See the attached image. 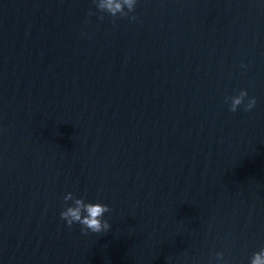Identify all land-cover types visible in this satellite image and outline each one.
<instances>
[{
    "label": "water",
    "instance_id": "water-1",
    "mask_svg": "<svg viewBox=\"0 0 264 264\" xmlns=\"http://www.w3.org/2000/svg\"><path fill=\"white\" fill-rule=\"evenodd\" d=\"M240 90L256 105L232 112ZM69 192L110 229L69 227ZM262 247L264 0L116 18L0 0V264H250Z\"/></svg>",
    "mask_w": 264,
    "mask_h": 264
},
{
    "label": "clouds",
    "instance_id": "clouds-1",
    "mask_svg": "<svg viewBox=\"0 0 264 264\" xmlns=\"http://www.w3.org/2000/svg\"><path fill=\"white\" fill-rule=\"evenodd\" d=\"M97 8L103 12H107L113 18L117 15L128 17L129 13L135 11L137 0H93ZM127 9V10H125ZM93 13H89L92 15ZM103 17H101L102 19ZM131 20H135L136 16L132 15ZM248 96L246 90H240L238 95L226 97L225 103L229 104L230 111L236 112L238 107L244 105V110L249 111L256 105L255 97L249 98L245 104V98ZM71 200L72 205H68L67 201ZM65 209L60 213V217L69 227L74 223L80 224L83 234L91 233H106L110 229V224L104 219V214L110 211V208L102 203L85 202L83 198H76L71 192L64 196ZM217 261H224L222 252L216 253ZM250 264H264V247L259 251L254 252L250 258Z\"/></svg>",
    "mask_w": 264,
    "mask_h": 264
}]
</instances>
